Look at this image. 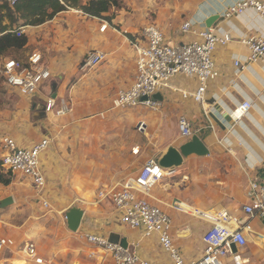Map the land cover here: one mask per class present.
<instances>
[{"label": "rangeland", "instance_id": "374dc122", "mask_svg": "<svg viewBox=\"0 0 264 264\" xmlns=\"http://www.w3.org/2000/svg\"><path fill=\"white\" fill-rule=\"evenodd\" d=\"M6 1L0 0V7ZM88 1L83 0V4ZM60 13L41 25L23 26L22 21L17 22L15 26L25 31L27 44L0 55V61L6 57L25 59L32 52L40 51L43 64L53 74L50 82L43 86V93L57 92L73 108L63 117L42 116L39 106L44 104L43 95L25 96L5 84L0 76V137L8 135L22 142L49 137L46 155H51L45 156L43 162L48 179L44 195L50 202L49 207L43 206L30 180L20 174H12L9 185L0 184V198H17V202L5 208L0 206V237H11V234L21 229L24 236L20 241H15L18 244L34 242L40 251L44 249L43 253L48 259H52L51 264H83L74 260L80 249L92 248L83 236L86 233L105 236L114 229L128 235L131 240H140L139 255L142 258L150 260V257L144 256V252H158L165 254L167 262L172 263L170 255L164 249L162 251L159 244L155 245L157 240L159 242L157 234L142 238V229H132L120 222L109 199L99 200L100 191L122 183L137 169L138 164L155 155L157 148L164 146L162 142L167 139L172 123L165 118L159 135H155L153 142L149 143L153 135L147 133L152 128L139 130L138 124L142 120L149 122L153 110L143 105L115 108L117 91L129 86L134 79L136 59L134 46L119 26L114 25L112 20L92 17L81 9L68 8ZM186 18L184 15L181 20ZM103 20L111 24L105 31L101 30ZM4 23H9V20L5 18ZM95 42L96 45L90 46ZM93 47H100L105 53L107 51L110 58L112 53L121 54L119 72L109 70L110 58L94 68L84 70L82 62ZM157 142V145L153 144ZM136 146H141L137 154L133 151ZM180 169L178 176L182 181L188 169L184 165ZM167 180L165 177L152 189L154 197L167 198L163 190ZM151 198L147 197L152 204L159 205L165 211L164 205L172 204V201L159 203ZM71 208H80L85 212L83 226L78 231H72L68 226L66 214ZM166 212L173 219L180 217L177 211ZM182 216L192 223L196 221V218L186 214ZM64 235L70 238L67 245L69 249L65 250L66 256L59 258L54 254L55 242L58 238H64ZM5 256L26 259L19 251L7 252ZM86 259L88 263L85 264H95V259L88 256ZM106 260L107 264H114L111 255ZM31 263L29 261L27 264ZM4 264L14 263L7 260ZM16 264L24 263L17 261Z\"/></svg>", "mask_w": 264, "mask_h": 264}, {"label": "built area", "instance_id": "2783aa9c", "mask_svg": "<svg viewBox=\"0 0 264 264\" xmlns=\"http://www.w3.org/2000/svg\"><path fill=\"white\" fill-rule=\"evenodd\" d=\"M7 1L14 5L18 0ZM247 11H252L264 21V0H239L228 6L224 14L225 17L242 16ZM194 25L193 19L182 23L183 34L196 36L195 40L182 44L169 42L164 31L154 23L135 33L123 31L135 48L136 70L132 83L117 91L114 99L115 108L143 105L152 110H159L163 101L153 96L166 89L178 91L172 85L173 79L177 76L197 78L199 85L195 91L180 90V93L184 98L193 97L199 103L205 102L209 82L220 75L214 53L220 45L230 43L233 36L230 31L217 29L215 24L200 30H196ZM109 26V21H104L101 30L105 31ZM24 32L22 27L16 31L19 36ZM239 40L249 49L248 63H260L264 66V31L259 30L250 36H241ZM106 58L105 51L93 49L82 62V68L84 70L94 68L102 64ZM235 66L244 68L239 59L235 60ZM0 76L5 84L19 90L25 96L43 95L47 115L63 117L73 110L65 97L58 94L53 97V93H43V86L50 82L53 74L43 64V54L38 50L25 59L1 58ZM252 106L250 100H244L231 111L230 117L239 120ZM145 127L144 121L139 122V130H145ZM178 129L184 139H191L196 132L186 115L179 116ZM49 145V137L31 147L21 146L12 136L0 137L2 168L30 180L36 195L45 207H49L50 202L44 195L48 179L42 165V154L47 151ZM133 151L135 154L139 153L140 147H134ZM166 172L157 159H149L137 176H129L123 183L100 191L99 200L109 199L120 222L132 229H142L144 237L157 234L160 245L170 255L172 261L164 264H245L243 250L253 233L252 220L257 216L264 218V180L250 182L247 193L249 202L243 205L241 214H233L224 207L203 210L191 206L190 209L181 205L182 201L174 202L173 205L180 211L210 223V227L202 236L205 245L203 257L198 261H187L175 243L172 218L159 205L152 204L146 196L139 197L135 193L148 192L167 177ZM83 237L92 247L89 251L90 258L103 260L105 255H111L114 264H154L139 255L138 245L135 243L129 242L127 247H123L119 243L111 242L108 235L97 233H86ZM15 251L22 253L28 263L32 261L35 264H51L52 261L32 241L18 244L12 237L1 236L0 255Z\"/></svg>", "mask_w": 264, "mask_h": 264}, {"label": "crops", "instance_id": "0c3cea01", "mask_svg": "<svg viewBox=\"0 0 264 264\" xmlns=\"http://www.w3.org/2000/svg\"><path fill=\"white\" fill-rule=\"evenodd\" d=\"M122 1V8H112L107 15H113L112 23L128 33H135L148 24L154 23L164 31L169 42L182 44L196 39L194 34L181 32L183 22L193 19L195 21L194 28L200 30L207 28L206 21L210 16L220 15L215 26L222 31H230L233 36L230 43L220 45L214 53L220 75L217 79L209 82L204 103L195 101L193 97L184 98L180 93V90L195 91L199 85L197 78L177 76L173 79L172 85L178 91L166 89L161 93L163 96L162 106L159 110L152 111L149 122L144 121L146 124L144 131H147V128H152V132L147 134L153 135L149 139V143L153 142V137L159 135L166 118L172 123H170L168 137L162 142L164 146L157 148L155 155L144 159L142 163L138 164L137 169L129 174V176H137L144 163L152 158L158 160L166 147L179 148L188 142L190 139L180 136L178 118L180 115H186L189 118L196 131L195 134L205 142L210 153L204 156L192 154L186 157L183 165L185 169H188V172L182 181L178 176L181 172L180 168L171 173L166 172L168 180L166 188L163 190L167 193V198L154 197L152 189L155 186L148 192L140 194L150 196L151 199L157 200L159 203L164 200L167 203L172 201V204L164 206L166 211L174 210L178 212V215L180 214L177 219L172 218V234L175 243L187 261H198L204 255L205 245L202 236L210 227V223L180 211L173 205L174 202L182 201L181 205L190 209L191 206L203 210L224 207L233 214H241V208L249 202L247 193L250 182L264 180V66L260 63H248L249 49L239 40L241 36H250L258 33L259 30L264 31V21L252 11H247L242 16L225 17L224 13L228 6L239 0H193L191 4L180 0ZM184 15L187 18L182 21L181 18ZM99 39L101 38L99 37ZM96 44L97 42L90 46ZM92 49L101 48L93 47ZM106 54L109 59L110 54L107 51ZM110 59L109 70L117 72L122 63L121 54L112 53ZM237 59L244 65L243 69L235 66ZM135 70L136 59L134 75ZM244 100H250L252 108L241 119L233 120L230 117L231 111ZM16 140L24 147H31L38 142V138L23 142L17 138ZM158 143L153 144L157 145ZM139 147L141 149V146ZM46 153L45 151L42 154V165L45 156H51ZM13 197L17 202V198ZM2 199L4 198H0V202ZM182 214L196 218V221L192 223L190 220H186ZM83 220L81 226H83ZM252 227L253 233L250 235V241L243 250L245 264H264V218L257 216L252 220ZM112 232L118 231L111 229L106 235L109 236ZM140 234L142 238L147 239L143 236L142 231ZM121 235L126 236L130 243L137 244L139 252L140 240H131L128 235L122 233ZM23 236L21 229L11 234V237L16 241L18 239L20 241ZM58 239L55 242L54 254L62 258L66 256L65 250L69 249L67 245H69L70 238L64 235V238ZM157 244L160 245L158 240L155 245ZM160 248L163 251L161 245ZM90 250L89 248L80 249L74 260H79L83 264L88 263L86 258L89 257ZM41 252H44V249ZM143 254L147 258L150 257V261L154 264L168 263L165 254L158 252L154 254L144 252ZM5 255H0V264H4L7 260L13 261L14 264L17 261L28 263L25 259H15L16 256L9 258ZM107 257L108 255H105L103 260L95 259L93 261L95 264H107Z\"/></svg>", "mask_w": 264, "mask_h": 264}, {"label": "trees", "instance_id": "16d2710c", "mask_svg": "<svg viewBox=\"0 0 264 264\" xmlns=\"http://www.w3.org/2000/svg\"><path fill=\"white\" fill-rule=\"evenodd\" d=\"M122 7V0H89L85 4L83 0H18L14 5L6 1L0 7V55L12 48H23L27 44L26 35L19 36L16 33L20 26L17 28L15 25L19 21H22L23 26L41 25L68 8L81 9L92 17L112 20L113 15L107 13L112 8ZM5 18L9 23H4ZM11 182L12 173L4 171L0 159V184L9 185Z\"/></svg>", "mask_w": 264, "mask_h": 264}, {"label": "water", "instance_id": "95a60500", "mask_svg": "<svg viewBox=\"0 0 264 264\" xmlns=\"http://www.w3.org/2000/svg\"><path fill=\"white\" fill-rule=\"evenodd\" d=\"M219 19L220 15L210 16L206 21V27H212ZM52 96L56 97L57 92L53 93ZM153 97L158 100H163V96L160 92L156 93ZM39 109L42 111L41 115L44 116L46 114L45 106L40 105ZM209 153L210 150L205 144V142L199 137V135L194 134L188 142L184 143L179 148L175 146L166 147L159 156L158 163L165 170L172 172L176 171L177 169L183 166L186 157L192 154L204 156L208 155ZM13 203H15L14 197L8 196L1 200L0 206L2 208H5ZM66 216L69 228L72 231H78L84 217V211L80 208H71L67 212ZM109 240L113 243H119L123 247H127L129 244L128 238L126 236H122L120 233L117 232L110 233ZM234 251H236L235 246Z\"/></svg>", "mask_w": 264, "mask_h": 264}]
</instances>
